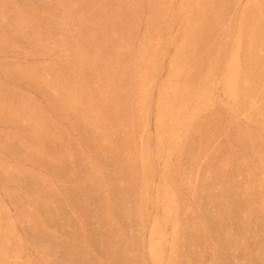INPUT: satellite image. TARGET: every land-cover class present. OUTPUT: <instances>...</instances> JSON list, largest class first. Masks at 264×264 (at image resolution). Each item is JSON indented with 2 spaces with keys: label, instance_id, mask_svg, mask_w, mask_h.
<instances>
[{
  "label": "rangeland",
  "instance_id": "obj_1",
  "mask_svg": "<svg viewBox=\"0 0 264 264\" xmlns=\"http://www.w3.org/2000/svg\"><path fill=\"white\" fill-rule=\"evenodd\" d=\"M0 264H264V0H0Z\"/></svg>",
  "mask_w": 264,
  "mask_h": 264
},
{
  "label": "bare ground",
  "instance_id": "obj_2",
  "mask_svg": "<svg viewBox=\"0 0 264 264\" xmlns=\"http://www.w3.org/2000/svg\"><path fill=\"white\" fill-rule=\"evenodd\" d=\"M133 160H135V159H133ZM153 226V225H152ZM149 241V240H148ZM151 241V240H150ZM148 247H150L149 245H148ZM153 250V249H152ZM152 254V253H151ZM159 258V257H158Z\"/></svg>",
  "mask_w": 264,
  "mask_h": 264
}]
</instances>
